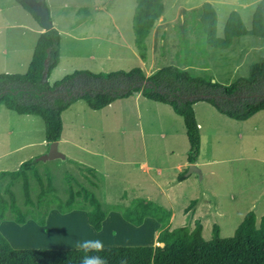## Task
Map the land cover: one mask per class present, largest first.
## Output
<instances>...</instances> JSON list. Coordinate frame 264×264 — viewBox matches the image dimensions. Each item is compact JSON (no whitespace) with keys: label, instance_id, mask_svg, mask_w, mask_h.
Segmentation results:
<instances>
[{"label":"rangeland","instance_id":"rangeland-1","mask_svg":"<svg viewBox=\"0 0 264 264\" xmlns=\"http://www.w3.org/2000/svg\"><path fill=\"white\" fill-rule=\"evenodd\" d=\"M50 1L54 4L50 20H54L57 31L63 32L61 51L65 53L63 70L53 72L47 79L50 86L75 71L85 70L98 74L128 72L140 68L144 72H155L166 66L181 69L189 66L191 76L229 86L239 78L247 77L250 65L264 57V40L250 36L238 38L227 50L210 47L197 21L201 5L209 2L217 13L218 35L222 34L226 20L233 11L239 13L244 26L250 29L252 14L260 0H163L164 24H154L145 39V61L139 58L134 45L132 17L137 0H97L89 4L86 0H74L81 4L77 6L85 8L83 15L90 16L82 27L79 24L85 18L83 15L80 17L69 9H61L59 4L55 5L58 0ZM178 13L185 14V20H179ZM18 14L12 13L6 17L14 21ZM28 20L31 21L30 17H24V22ZM3 25L5 23L0 26ZM18 31L7 28L0 30V36L4 38L0 39V72L11 60L10 52L14 47L9 42L14 43L22 55L30 47L25 38L15 43L20 38ZM243 47L249 50L248 53L237 52ZM4 49L8 51L7 55L1 52ZM143 101L138 108L133 104L134 107L127 110L109 111L114 114L91 112L87 106L82 107V110L77 111L78 117H73L74 122L77 120L80 125L78 131L76 128L74 131L71 129L65 137L72 131L84 135L83 139L76 138L73 141L86 152L68 142V145H59L58 149L76 158L51 161H38L39 157L47 154L50 146L42 144L45 141L42 119L31 117L33 122H29L27 117L0 106V172L16 171L20 161L33 160L42 179L46 176L52 178L56 194L61 199L67 198L69 183L78 188L75 185L77 181L86 189L94 191L107 212L102 232L92 230L86 221L85 210L67 214L50 210L43 226L30 219L24 224H18L8 214L0 222V233L13 248L76 249L77 242L84 238L101 239L105 248L153 244L154 235L158 236L159 232V225L154 219L145 218L143 224L137 227L121 217V207L128 206L135 198H144L170 209L174 214L170 223L172 230L182 226L190 227V224L182 222L186 218L182 211L188 207L189 201L205 193L202 203H208L218 214L216 223H213L211 217H195L203 225L202 235L205 240L212 238L214 224L220 227L221 237H231L244 215L253 211L251 206L255 202L258 204L256 221L259 224L262 215L258 211L264 210V138L260 139L264 136L263 123L258 121L257 129L251 124L236 123L230 128L218 121H215L214 126L207 123L205 127L209 126L208 129L201 131L196 166L201 169L202 177L193 173L191 180L169 190V186L180 174L171 167L177 162H184L189 151L185 127L182 119L169 106L165 108L166 114H157L160 117L158 122L151 108L157 104L146 98ZM198 106L205 109V112H201L200 108L195 107L200 121L206 118L210 120L212 111L219 113L208 103H200ZM68 115L64 120L66 131L72 119L71 114ZM110 125H116L115 135L107 132ZM162 130H166L165 139L159 136ZM86 135L93 141L85 138ZM111 141H114L115 147L110 144ZM108 153H112L113 161L105 155ZM211 160L215 163L209 162ZM142 161L153 167L147 174L139 167ZM155 167L163 168L161 177L156 174ZM88 168L96 171V188L86 180L89 177L86 172ZM188 168L182 170L184 175ZM32 173L29 172L30 185L32 198L36 200L38 186ZM13 190L19 207L25 210L21 185L18 184Z\"/></svg>","mask_w":264,"mask_h":264},{"label":"trees","instance_id":"trees-1","mask_svg":"<svg viewBox=\"0 0 264 264\" xmlns=\"http://www.w3.org/2000/svg\"><path fill=\"white\" fill-rule=\"evenodd\" d=\"M15 1L39 23V18L27 5L21 0ZM162 11V0L136 2L132 29L134 45L142 61L147 59L145 39ZM201 12L205 41L212 48L226 50L231 47L233 39L243 36L264 40V0L258 2L252 14L250 29L244 26L239 13L231 12L222 37L217 36V13L212 4L204 2ZM59 45L57 30L44 31L37 39L26 73L0 74V106L18 115L41 118L47 144L60 140L61 114L74 102L82 100L89 109L98 111L115 100L140 92L150 101L168 105L182 119L189 143L187 161L194 164L200 148L199 128L193 110L195 103L206 102L220 114L236 121H245L264 110V57L250 65L247 77L239 78L229 86L191 76L176 66L160 68L150 76L140 68L98 74L75 71L50 86L47 79L59 63ZM46 59L48 67L43 79ZM29 172L38 186L36 200L32 198ZM86 172L90 177L86 178L87 182L96 188V171L88 168ZM183 179L184 174L179 175L178 180ZM18 184L21 185L25 210L19 207L13 190ZM75 185L78 188L69 183L67 198L63 200L56 194L52 178L46 176L42 179L33 160L23 162L16 171H1L0 222L10 214L18 224L30 219L43 226L50 210L61 214L85 210L89 226L100 232L107 212L94 191L77 181ZM194 205L195 202L191 201L184 213L187 214ZM121 208V217L137 227L145 218L154 219L159 224L156 242L162 246L106 247L101 255L107 258L108 264H264V215L257 225L255 214L248 212L233 235L227 238H222L219 227L213 225L212 238L205 240L198 221L193 229L183 226L171 230V211L154 202L135 198ZM81 255L76 249H15L0 233V264H80Z\"/></svg>","mask_w":264,"mask_h":264},{"label":"crops","instance_id":"crops-1","mask_svg":"<svg viewBox=\"0 0 264 264\" xmlns=\"http://www.w3.org/2000/svg\"><path fill=\"white\" fill-rule=\"evenodd\" d=\"M56 1V0H55ZM60 1V2H59ZM72 2V4H71ZM86 2L89 4V2H92V3H96L98 2L97 0H86ZM163 2V0H162ZM44 4L46 5L47 7V10H48V13H49V17H51V10L52 12L54 11V4L50 1V0H44ZM60 6L61 9H69L71 10L72 12H74L75 14L77 15H80V17L85 14V8L83 7H80V6H77V5H81V4H78V3H75L74 0H58V2H55V5H58ZM163 4V3H162ZM84 5V4H83ZM99 5V4H97ZM100 7V6H99ZM98 7V8H99ZM164 10V8H163ZM17 12L19 13L18 14V17L16 18V20L12 21L11 19H8V15L12 14V13H16ZM134 13V12H133ZM201 13L200 12L198 14V24L200 22V16H201ZM179 17L178 19L179 20H185V14H182L181 13H178L177 14ZM24 17H30L31 21L28 20L27 22H24ZM83 17H85L83 19L82 22H80L79 26L82 27L86 22L87 18H90V16H86V15H83ZM164 17H163V11H162V14L161 16L158 18V20L156 21L155 24H164ZM51 24H52V27H55V30L57 29L56 28V24L54 22V20L51 18ZM88 23H90L89 21H87ZM185 22V21H184ZM5 23V25L3 26H0V30L2 28H7V29H10V30H19L17 32V35L20 36V38L15 41V43H18L20 41V39H23L25 38L27 40V45H29L30 47L28 48V50L25 52V54H21V52L19 51L18 48H15V44L14 43H11L9 42V45L13 46L14 48L12 49V51L10 52V58L11 60L6 64V67L0 72V74H24L26 73L27 69H28V66L30 64V61L32 59V55H33V51H34V48H35V45H36V42H37V39L39 37V35L41 33H43L45 30L43 29V27L19 4L17 3L15 0H0V25ZM201 25V23H200ZM185 28H186V25H185ZM202 28V26H201ZM61 33H59V32ZM57 32L59 33L60 35V45H59V63L58 65L52 70L51 74H53V72H60L58 70H63L62 66H63V58L65 53L61 51V36H62V33L60 30H58ZM203 31V30H202ZM187 32V31H186ZM186 34V33H185ZM223 34V32H222ZM222 34L221 35H218V31H217V36L219 37H222ZM90 38V36H87ZM244 37H247V36H244ZM252 37V36H250ZM79 38V37H78ZM83 38V37H82ZM95 39H97V37L95 36L94 37ZM241 38V37H239ZM256 38V37H255ZM0 39H3V37L0 36ZM261 39V38H260ZM238 40V38H235L233 39V42H232V45L235 44V42ZM263 40V39H261ZM0 43H1V40H0ZM231 45V46H232ZM229 49V48H228ZM227 50V49H226ZM249 50H245L244 47L241 49V51H237L239 53H248ZM1 52H3L4 55H7L8 54V51L7 50H2ZM206 67V66H204ZM181 69V68H180ZM183 70H186L190 73L191 71V68L189 66H186L183 68ZM144 72V71H143ZM156 72V71H155ZM146 74V76H150L151 74H153L154 72H144ZM50 74V75H51ZM226 86V85H224ZM143 99H145L141 94L140 92H135L133 93V95H131L130 97L128 98H124V99H118V100H115L113 103H111L110 105H108L107 107L103 108L102 110H98V111H94L92 110L91 112H108L110 113L109 111L110 110H120V111H123V110H127L128 108H133L134 105L136 106V108H138V105L142 104ZM150 101V100H148ZM83 101L82 100H79L75 103H73L72 105L69 106V108L67 110H65L64 112H62L61 114V119H62V133H61V138L60 140L58 141L57 143V148L59 147V145H68L70 143L71 146H74L76 148H78L79 150L81 151H84L86 152V150L79 146L77 142H74L73 139H76L78 138L79 140L80 139H83L84 138V135H80L79 133H75L73 132L74 129L78 131V128L80 127V125L78 124L77 120L76 122H74V118L75 117H78L77 116V111L79 110H82V107L84 106H87L85 104V102L83 104L85 105H82ZM131 102V103H130ZM152 102V101H151ZM155 104H157V106H153L151 107L154 111H155V114H156V117L158 119V122H159V118L157 116V114L161 115L162 113L163 114H166V110L165 108L168 106V105H165V104H161V103H156L154 102ZM200 103H206V102H197L193 105V110L195 112V118H197V113H196V109L195 107L197 106L198 108H200V111L201 112H205V109H202V107L198 106V104ZM134 104V105H133ZM88 107V106H87ZM89 108V107H88ZM8 110V109H7ZM91 110V109H90ZM172 110V109H171ZM211 110V109H210ZM13 112V111H12ZM113 112V111H112ZM200 112V113H201ZM137 113V112H136ZM68 114H71V121H70V125L69 127L67 128L68 131H66L65 129V124H64V120H65V116L68 115ZM110 114H114V113H110ZM138 114V113H137ZM18 115V114H17ZM139 115V114H138ZM19 116H24V117H27L26 120H28L29 122H33V119H31V117H37V116H32V115H19ZM69 116V115H68ZM74 117V118H73ZM179 117V116H178ZM206 117V116H205ZM67 118V117H66ZM210 120L209 119H205V120H196L197 124H198V128H199V134H200V141H201V131L203 129H208V127L206 128L205 125L208 123L210 124V126H214L215 124V121L219 122V123H222L224 126H230L233 127L235 126L236 123H241V124H251L252 126H254L256 128L257 124H258V121L262 122L263 125H264V110L263 111H259L257 112L256 114H254L252 117H250L249 119L245 120V121H236V120H233V119H230L231 121H233L234 123H231V121H229V119H227L228 117L226 116H223L219 113L215 114L212 112H210ZM70 119V118H69ZM216 119V120H215ZM161 123H164V120H161L160 121ZM115 126L116 125H113V126H108L107 127V132L109 134H114L115 135ZM73 130L70 135H68L67 137H65V134L68 133L70 130ZM257 129V128H256ZM165 132L166 130H162L159 132V136L161 139H165L166 138V135H165ZM186 133V132H185ZM102 134H105L104 132H102ZM240 137V134L238 135ZM237 136V137H238ZM87 139H89V141H93L91 137H88V135H86ZM187 138V137H186ZM264 138V136L260 137V139L262 140ZM69 142V143H68ZM42 144L44 145H47V143H45V141L43 140L42 141ZM113 147L116 146V144L114 143V141H111L110 143ZM59 151V149H58ZM60 152V151H59ZM61 153V152H60ZM64 158H76V156H72L71 154H69L68 152H62ZM110 154V155H108ZM108 154H105L107 156V158L111 159V161H113V158L111 157V154L112 153H108ZM211 163H215L214 160H211L209 161ZM23 162H19V166L22 164ZM193 165L195 168H197L196 166L198 165L197 164V160L194 164H190L188 163L187 161V156H186V159L184 160V162H177L176 164H174L171 168L176 170L178 173H180L179 175L183 174L182 173V170L184 169H187L189 166ZM201 166V165H199ZM198 166V167H199ZM139 167L141 170L145 171V174L148 173V171H150L153 167H149L147 162L146 161H142L140 164H139ZM19 168V167H18ZM198 169V168H197ZM155 170H156V174L158 176H162L163 174V168H160V167H155ZM187 171V170H186ZM193 173H196V174H199V176L202 177V172H201V169L199 168L198 169V173L197 172H192L191 174H188V172L185 173L184 175V179L182 181H179L178 180V177L179 175H177V180L175 182H173L170 186H169V190L171 189H175L176 187L178 188L179 186H181L182 184H184L185 182H188L189 180H191V176ZM156 185L161 189L163 190V188L160 186V184H158V182H156ZM164 193V191L162 192ZM206 196L205 193H201V196H199L197 199L195 200H191V201H194L195 202V205L192 207V209L185 215L186 218L183 219L182 222L184 223H187L191 229L194 228V223L196 221H198L195 217L197 216H200V217H211L212 218V221L213 223H216L217 221V215L216 214V210H213V208L208 204V203H202V198ZM144 199V198H142ZM147 200V199H146ZM189 201L187 203L190 204ZM158 205V204H157ZM189 206V205H188ZM164 207V206H162ZM165 208V207H164ZM167 210H170L168 208H166ZM251 209L253 211L251 212H255V216H257V212H256V209H258V204L255 202V204H252L251 206ZM199 210H200V213H199ZM171 211V210H170ZM184 213V210L182 211ZM172 213V211H171ZM259 215L263 216L264 215V210H259L258 211ZM183 216V214H182ZM183 216V217H185ZM245 216V215H244ZM261 216V217H262ZM173 217H174V214L172 213V216H171V220H170V223L171 221L173 220ZM260 217V218H261ZM77 218V217H76ZM244 218V217H243ZM256 220H257V217H256ZM86 221H87V218H86ZM105 221V220H104ZM145 221V219H144ZM143 221V222H144ZM155 221V220H154ZM191 221V223H190ZM193 221V222H192ZM199 222V221H198ZM104 224L105 222H103L102 224V229L104 228ZM201 224V223H200ZM159 225V224H158ZM202 225V224H201ZM216 225V224H214ZM171 226V224H170ZM218 226V225H217ZM183 227V226H182ZM219 227V226H218ZM172 228V227H171ZM102 229L100 232H102ZM153 229V228H152ZM220 229V227H219ZM236 229V228H235ZM93 230V229H92ZM154 230V229H153ZM203 225H202V233H203ZM212 231V230H211ZM235 231V230H233ZM212 233V232H211ZM231 233V232H230ZM234 233V232H233ZM232 234V233H231ZM230 234V235H231ZM233 235V234H232ZM203 236V235H202ZM223 238V237H222ZM156 239H157V234L154 235V243L153 244H150V245H144V246H153L154 247V244H157L158 246H160V244H158L156 242Z\"/></svg>","mask_w":264,"mask_h":264},{"label":"water","instance_id":"water-1","mask_svg":"<svg viewBox=\"0 0 264 264\" xmlns=\"http://www.w3.org/2000/svg\"><path fill=\"white\" fill-rule=\"evenodd\" d=\"M25 5H27L31 11L39 18V23L43 27L45 31L50 30L52 27L49 13L47 8L45 7L44 0H21ZM48 67V59L45 60L44 63V71L42 73V78L45 79ZM64 158L62 153L58 151L57 142H53L50 144L47 154L42 155L38 158V161H51L55 159ZM188 174L192 172H197L198 169L195 168L193 165L189 166Z\"/></svg>","mask_w":264,"mask_h":264},{"label":"clouds","instance_id":"clouds-1","mask_svg":"<svg viewBox=\"0 0 264 264\" xmlns=\"http://www.w3.org/2000/svg\"><path fill=\"white\" fill-rule=\"evenodd\" d=\"M76 250L80 252V264H108L107 258L101 255L105 243L98 238H84L77 242Z\"/></svg>","mask_w":264,"mask_h":264}]
</instances>
